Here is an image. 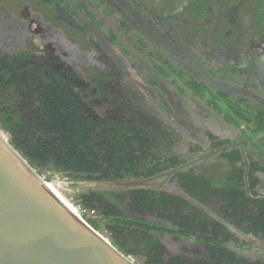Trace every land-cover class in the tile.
Here are the masks:
<instances>
[{
	"label": "flooded vegetation",
	"instance_id": "1",
	"mask_svg": "<svg viewBox=\"0 0 264 264\" xmlns=\"http://www.w3.org/2000/svg\"><path fill=\"white\" fill-rule=\"evenodd\" d=\"M255 3L0 0V129L25 157L22 133L32 135L48 116L91 118L86 141L97 153L107 155L104 142L114 138L127 149L119 169L74 180L80 189L73 199L86 216L102 221L108 206L160 223L151 233L170 256L198 248L200 254L188 255L212 263L199 228L183 231L129 207L138 202L134 193H172L205 213L208 228L225 226L215 237L221 243L210 247L264 263V131L243 117L248 111L251 120L264 118V5L257 10ZM182 174L210 185L237 180L244 196L231 201L243 208L191 195ZM87 192L97 196L91 205Z\"/></svg>",
	"mask_w": 264,
	"mask_h": 264
},
{
	"label": "trees",
	"instance_id": "2",
	"mask_svg": "<svg viewBox=\"0 0 264 264\" xmlns=\"http://www.w3.org/2000/svg\"><path fill=\"white\" fill-rule=\"evenodd\" d=\"M191 1L198 2V0ZM240 1L247 2L249 0ZM253 1L254 3L256 1L255 7L257 10H259L260 6L264 5L262 0ZM70 98L71 96L67 97L68 100ZM70 105H73V103ZM52 107L53 111H56L55 114L59 113L58 109H61L59 104L57 106L52 105ZM243 113L244 119L248 118V123L252 124L254 130L264 131L263 117L259 119L258 116H255L254 121L248 116V111ZM89 120L92 119L85 117L79 119L73 112L68 111L62 115L61 119L55 116H48L45 122L49 123L40 124V127L32 135L22 133L21 143L25 145L24 150L29 148L30 151V155L25 153V157L31 158L30 162L37 167L40 173L50 170L59 171L65 173L73 180H95L98 177H95L94 173H109L113 169H119V165H124L125 163L122 155L124 149H127V145L126 148L122 146V139H109L108 142H104L102 147L108 154L104 155L102 152L97 153L94 147L86 141L87 139H90L88 142L92 140L90 138L92 125ZM1 129L3 128L1 127ZM37 133L40 136L35 137ZM261 148V152L264 154V148L262 146ZM131 154H126L125 159L128 160V156L131 157ZM49 164H52V166H49ZM181 179L186 190L191 195L199 197L202 201L203 198H208L207 200L209 202H213L215 201L214 198H218L216 200L218 203L228 202V204L226 203L227 210L243 208L240 204H236L235 206V203L231 201H235L236 196H244L243 190L239 187L241 185L238 184L237 180L235 182L210 185L203 177L192 176V174H182ZM158 193L155 194V197L153 194L148 193H134L138 198V202H133L129 207L140 214L148 213L173 220L184 227L182 228L183 231L189 228L192 232H195V229L199 228L197 232L198 238L208 245L209 254L213 259L212 263H205L204 259L199 260L190 257L193 254L201 253L198 248L192 250L185 249L186 254L170 256L166 246L161 243L158 237L151 233V231H159L157 226H163L160 223L142 218L124 216L118 210L110 209L108 206H105L106 211L102 214V221L89 217L88 221L97 229H99L101 223H105L107 232L109 234L113 232V244L126 255L133 254L146 257L144 264H264L260 262H249L246 259L237 258L235 254L227 250L213 246L210 247L211 243H221L215 237L220 236V231L226 230L225 226L218 223L208 228L206 214L196 210L197 207L194 205L191 206L189 201L172 193L163 191L159 195ZM90 196L93 197L95 194L89 192L84 194V198L88 200L85 205H91V200H89ZM94 199H97V196ZM249 202L252 201L248 199L244 204ZM255 204L259 205L261 202L255 201ZM148 205L151 207L148 208ZM90 207L95 209L94 206ZM189 209L192 213L188 211ZM260 209L264 211V206ZM173 211L174 213H172ZM233 214L235 215V213ZM189 252L192 254L188 255Z\"/></svg>",
	"mask_w": 264,
	"mask_h": 264
},
{
	"label": "water",
	"instance_id": "3",
	"mask_svg": "<svg viewBox=\"0 0 264 264\" xmlns=\"http://www.w3.org/2000/svg\"><path fill=\"white\" fill-rule=\"evenodd\" d=\"M47 184L0 132V264L140 263L88 217L71 211Z\"/></svg>",
	"mask_w": 264,
	"mask_h": 264
},
{
	"label": "rangeland",
	"instance_id": "4",
	"mask_svg": "<svg viewBox=\"0 0 264 264\" xmlns=\"http://www.w3.org/2000/svg\"><path fill=\"white\" fill-rule=\"evenodd\" d=\"M43 177L47 180V181H56L60 184L61 187L64 188L65 192H62L60 194H62L61 196H67L68 198H70L71 201H69V203L71 202V204L73 205L74 209L76 211H78L84 218L88 217L86 216V214L83 213V211L81 210L79 204L77 203L76 200H74L73 198L77 195L76 193L78 192V190L80 189L79 186L76 184V182H74L73 179H71L69 176H67L66 174L59 172V171H44L43 173ZM80 209V210H79ZM91 212V210H90ZM88 219V218H87ZM102 234H104L105 236L108 237V233L105 230H101L98 229ZM178 249V247L174 244L171 248H175Z\"/></svg>",
	"mask_w": 264,
	"mask_h": 264
},
{
	"label": "bare ground",
	"instance_id": "5",
	"mask_svg": "<svg viewBox=\"0 0 264 264\" xmlns=\"http://www.w3.org/2000/svg\"><path fill=\"white\" fill-rule=\"evenodd\" d=\"M47 185L50 187L51 191H52L57 197H59V199H60L61 201H63V203H65V205H66L71 211H73V212H74L75 214H77V215H81L78 211H76V210L74 209V207H73V205L71 204V202L69 203V201H71L70 198H68L67 196L62 197L63 195L60 194L61 191H62V192H65V193H66V191L64 190L63 187L60 186V184H59L58 182H56V181H54V180H52V181H48V184H47ZM61 195H62V196H61ZM68 200H69V201H68Z\"/></svg>",
	"mask_w": 264,
	"mask_h": 264
},
{
	"label": "built area",
	"instance_id": "6",
	"mask_svg": "<svg viewBox=\"0 0 264 264\" xmlns=\"http://www.w3.org/2000/svg\"><path fill=\"white\" fill-rule=\"evenodd\" d=\"M0 132L2 133V134H4V132L0 129ZM80 210V209H79ZM82 210V209H81ZM91 212H92V210H91ZM84 213V212H83Z\"/></svg>",
	"mask_w": 264,
	"mask_h": 264
}]
</instances>
